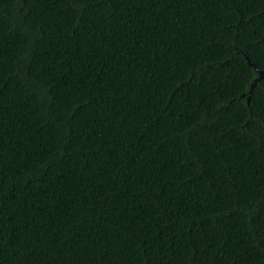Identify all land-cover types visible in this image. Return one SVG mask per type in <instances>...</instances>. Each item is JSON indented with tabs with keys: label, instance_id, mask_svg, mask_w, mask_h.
<instances>
[{
	"label": "trees",
	"instance_id": "obj_1",
	"mask_svg": "<svg viewBox=\"0 0 264 264\" xmlns=\"http://www.w3.org/2000/svg\"><path fill=\"white\" fill-rule=\"evenodd\" d=\"M264 0H0V264H264Z\"/></svg>",
	"mask_w": 264,
	"mask_h": 264
},
{
	"label": "water",
	"instance_id": "obj_2",
	"mask_svg": "<svg viewBox=\"0 0 264 264\" xmlns=\"http://www.w3.org/2000/svg\"><path fill=\"white\" fill-rule=\"evenodd\" d=\"M255 70L258 73V80L264 78V71L258 70L257 68Z\"/></svg>",
	"mask_w": 264,
	"mask_h": 264
}]
</instances>
